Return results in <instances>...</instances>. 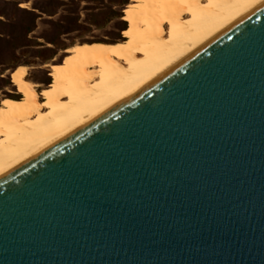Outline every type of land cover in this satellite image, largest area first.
I'll return each mask as SVG.
<instances>
[{
	"label": "water",
	"instance_id": "obj_1",
	"mask_svg": "<svg viewBox=\"0 0 264 264\" xmlns=\"http://www.w3.org/2000/svg\"><path fill=\"white\" fill-rule=\"evenodd\" d=\"M0 264H264V4L0 176Z\"/></svg>",
	"mask_w": 264,
	"mask_h": 264
},
{
	"label": "bare ground",
	"instance_id": "obj_2",
	"mask_svg": "<svg viewBox=\"0 0 264 264\" xmlns=\"http://www.w3.org/2000/svg\"><path fill=\"white\" fill-rule=\"evenodd\" d=\"M263 4L144 0L123 18L135 31L131 39L71 47L51 87L39 92L20 66L15 87L22 98L0 107V176L155 83Z\"/></svg>",
	"mask_w": 264,
	"mask_h": 264
},
{
	"label": "rangeland",
	"instance_id": "obj_3",
	"mask_svg": "<svg viewBox=\"0 0 264 264\" xmlns=\"http://www.w3.org/2000/svg\"><path fill=\"white\" fill-rule=\"evenodd\" d=\"M143 4L144 0H0V107L22 98L24 92L15 87L20 66L26 68L27 80L41 86L39 92L51 87L71 47L131 39L135 31L123 18Z\"/></svg>",
	"mask_w": 264,
	"mask_h": 264
}]
</instances>
